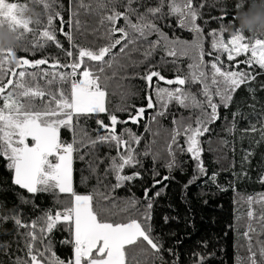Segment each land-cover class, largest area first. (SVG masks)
<instances>
[{"label":"snow or ice","instance_id":"6c2138e0","mask_svg":"<svg viewBox=\"0 0 264 264\" xmlns=\"http://www.w3.org/2000/svg\"><path fill=\"white\" fill-rule=\"evenodd\" d=\"M54 3L55 0H0V28L14 33L18 41L17 46L0 51V158L6 162L13 185L33 198L52 194L60 205L30 222H24L19 213L0 215V223L12 220L18 230H24L19 234L24 237L25 256L16 257L13 264H153L155 259H162L163 244L153 236L152 223L153 203L161 192L152 196L149 193L181 168L178 154L188 155L195 164L185 191L208 175L201 138L212 131V125L221 119L220 109L232 105L242 86L254 93L251 83L256 80L255 69L264 72V38H260L264 34L253 35L234 27L233 34L225 39L223 26L206 32L198 22L203 20L206 0H155L154 4L145 0H77L67 21L55 11ZM31 4L47 12L42 30L31 26L39 25V19L33 21L26 15ZM237 10L235 4L231 13L215 19L235 26ZM81 16L90 19L82 20ZM169 17L175 24L165 27L173 30L172 35L158 23ZM57 19L59 32L68 42L67 49L57 37ZM177 29L187 31L192 39L176 35ZM28 34L32 36L31 48L25 47V53L31 51L34 55L54 45L68 58L67 62L49 56L18 57L17 49ZM78 38L89 46L77 43ZM206 38H210L207 51ZM157 52L161 53L159 61L152 63ZM136 54L140 58H135ZM185 61L186 69L182 66ZM167 65L173 66L172 78L158 70ZM141 66H145L143 74H128V69ZM137 78L145 84V106L110 110L109 89L114 84L121 88L120 82ZM173 107L182 111H171ZM148 110H152L149 124L171 116L172 128L163 152L153 150L155 140L145 143L141 151L142 135L128 127L118 131L120 125H140ZM117 112L127 113V118L120 119ZM101 114L107 116V123ZM232 115L230 134L236 131L240 113ZM89 120L97 125L95 136L85 127ZM62 129L72 134L71 142L62 140ZM145 131L152 129L145 126ZM241 131L245 135L258 133L257 143L264 142V115ZM156 135L158 132H153ZM98 146L114 149L116 154L100 157ZM149 156L154 164L152 184L144 188L143 201L133 195L118 203L113 193L144 179L139 169L144 167L142 158ZM252 156L253 151L247 150L242 161L250 162ZM86 157L93 175L107 160L103 178L97 176L98 184L110 175L114 178L115 183L105 185L106 192L94 188L91 193L78 194L74 190V158L85 161ZM158 162H163L168 172L160 179L155 168ZM218 175L214 172L208 179L221 191H227L217 184ZM259 182L264 184V175ZM60 194L66 202L59 199ZM20 200L30 202L23 196ZM235 202L248 206L244 215L236 216L237 225L244 221L242 233L236 228L243 240L237 243L236 264H264V193L240 196ZM164 220L167 223L168 217ZM60 229L68 232L61 241L71 247L68 260L61 259L54 250L52 236ZM6 248L0 245V251ZM240 249L246 255L240 256ZM194 256V264H206L207 256Z\"/></svg>","mask_w":264,"mask_h":264},{"label":"trees","instance_id":"16d2710c","mask_svg":"<svg viewBox=\"0 0 264 264\" xmlns=\"http://www.w3.org/2000/svg\"><path fill=\"white\" fill-rule=\"evenodd\" d=\"M11 2H24V0H11ZM76 2L77 0H55L53 8L55 11H59L64 20L67 21ZM145 2L154 4L155 0H145ZM206 3L208 6L203 9V20L198 22L201 23L206 32L213 29L218 30L223 26L225 28V39L233 34L234 27L239 28V17L241 14H249L256 9L264 10V0H206ZM235 4L238 7L235 26L215 19L225 12L231 13ZM133 6L136 7L137 5L134 4ZM26 15L33 21L37 19L41 21L39 25L35 23L31 25L38 31L46 26L47 12L42 6L31 4L26 10ZM81 19L90 18L81 16ZM204 21H207V23L205 24ZM158 23L169 35L173 34V30L165 27V25L169 23L174 25V18L169 17ZM55 27L58 39L67 49L69 45L59 32L60 22L58 19L55 21ZM64 27L65 31H67V24ZM229 29H233V31H229ZM242 31L249 32L247 30ZM9 33L13 36L14 43L7 48L17 46L18 41L15 34L10 31ZM175 34L183 39H192V35L187 31L177 29ZM256 34L260 35L261 33ZM260 38H264V35H260ZM31 39L32 36L30 34L26 35L24 41L21 42V47L17 49L18 57L37 59L49 56L58 57L61 62H67L68 58L60 50L56 49L54 45L36 51L34 55L31 51L25 53L23 51L25 47L31 48ZM152 39H155V37L153 36ZM209 39L206 38L205 40L206 51L209 50ZM77 43L89 46L83 41V38H78ZM160 55L161 53L157 52L152 63L159 61ZM135 58L140 57L136 54ZM207 59L208 57H206ZM238 59H243V57ZM186 65L187 61L182 66L186 69ZM240 67L241 69H246L247 66L241 65ZM144 70L145 66L135 70L130 68L128 69V74L132 75L134 71L143 74ZM158 70L168 78H172L175 75L172 65H167ZM254 74H256V80L251 83V87L255 89L254 93L249 92L247 86H242L235 94L232 105L228 109H220L221 119L212 125V131L201 138L205 149L203 160L208 170V175L201 177L185 191L184 185L193 176L195 164L188 155L178 154L177 159L183 170L181 168L175 169L171 173L172 179L165 181L162 185H157L149 193L152 196L156 191L161 192L153 203L152 223L153 236L158 238L163 244L160 253L162 259H155L153 264H194L196 260L194 253L207 256L206 264H236L237 243H243L236 228L238 227L241 233L244 231V221L241 220L240 224L237 225L236 216L238 214L244 215L248 210V206L244 203L237 205L235 201L240 196L246 197L264 193V184L259 182V178L264 175V142L257 143L260 140L258 133L245 135L241 131L246 129L250 122L254 123L259 116L264 115V72H261L257 67ZM120 83H122L123 87L115 88L114 84L113 88L109 89L108 107L110 110L114 111L118 107L131 108L132 105L137 107L145 106L144 81L137 78L124 80ZM124 92H127L128 95L122 96ZM171 111L179 113L182 110L173 107ZM234 112H239L240 115L236 117V131L234 134H230L228 129L232 125V114ZM151 113L152 110L146 112L145 119L140 125H120L118 126V131L128 127L138 135H142L144 140L140 146L141 151L145 143L155 140L153 150L163 152L172 128L171 116L159 118L158 124H149L148 117ZM116 114L120 119L127 118V113L125 112H117ZM101 118L106 123L108 122L106 115L101 114ZM145 126H149L152 131L146 132ZM85 127L91 135L95 136L94 129L97 128V125L94 120H89ZM153 132H158V135L153 136ZM61 137L65 142H71L72 140V134L66 129L61 130ZM233 148L235 149L234 151ZM247 150L253 151V156L250 157V162H243L242 157ZM107 154L115 155L116 153L114 149L110 150L105 146H98V156L104 157ZM88 159L89 157H86L85 161H81L78 158H74V190L78 194L91 193L94 188H99L101 192H106L105 185L115 183L114 178L110 175L103 180V183L98 184L97 176L103 178L104 168L108 163L107 160L99 166L97 174L93 175L86 163ZM142 159L144 167L139 169V171H141L144 179L117 189L113 195L117 198L118 203L133 195L143 201L144 188L151 187L154 164L150 156ZM155 168L160 173L157 179L168 174L167 169L163 167V162L156 163ZM126 171L131 172L133 170L127 169ZM214 172L219 173L217 184L227 188V191H221L216 184H213L208 179ZM21 196L30 202L21 203ZM59 199L66 202L63 194H60ZM57 207H60V205L56 203V197L52 194L42 193L33 198L32 194L27 193L26 190L19 189L18 186L13 185L11 183V173L7 170L6 162L0 158V215L12 216L19 213L24 222H30L41 216L45 211L53 210ZM164 217H168L167 223H165ZM23 231V229L18 230L12 220L0 223V245L7 246L5 250L0 251V264H13L16 257L25 256L24 237L19 234ZM67 237L68 232L63 229L57 230L52 236L54 250L64 260L70 259L72 255L70 245L61 243ZM205 244H207V247L204 246ZM239 255H246L245 250L240 249Z\"/></svg>","mask_w":264,"mask_h":264},{"label":"clouds","instance_id":"9594fccd","mask_svg":"<svg viewBox=\"0 0 264 264\" xmlns=\"http://www.w3.org/2000/svg\"><path fill=\"white\" fill-rule=\"evenodd\" d=\"M239 19V28L241 30H247L252 34H264V10L256 9L249 14H241ZM229 31H233V29H229ZM13 43L14 38L9 31L5 28L0 29V51H3Z\"/></svg>","mask_w":264,"mask_h":264}]
</instances>
